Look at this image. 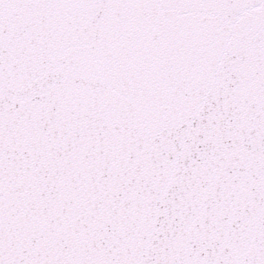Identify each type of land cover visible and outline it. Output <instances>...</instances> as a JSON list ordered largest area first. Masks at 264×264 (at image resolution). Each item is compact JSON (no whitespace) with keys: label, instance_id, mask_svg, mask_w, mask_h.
<instances>
[{"label":"snow or ice","instance_id":"snow-or-ice-1","mask_svg":"<svg viewBox=\"0 0 264 264\" xmlns=\"http://www.w3.org/2000/svg\"><path fill=\"white\" fill-rule=\"evenodd\" d=\"M0 264H264V0H0Z\"/></svg>","mask_w":264,"mask_h":264}]
</instances>
